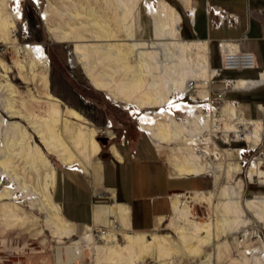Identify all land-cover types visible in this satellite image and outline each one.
<instances>
[{
	"label": "bare ground",
	"instance_id": "obj_1",
	"mask_svg": "<svg viewBox=\"0 0 264 264\" xmlns=\"http://www.w3.org/2000/svg\"><path fill=\"white\" fill-rule=\"evenodd\" d=\"M141 1L107 0L108 7H104L101 12L88 5H83V11L76 7L74 11L67 12L71 19L61 24L52 22L51 10L57 12L61 19L66 14L50 2L44 13L46 29L60 43L74 40L76 58L82 62L86 74L93 78L95 89L109 91L111 97L135 104L134 112L140 114L141 130L149 134L161 155H164L167 148L174 152V156H165L172 168L171 175L202 176L214 173L216 168L231 176L232 172L242 167L241 161L232 157V150L221 148V152L215 153L214 162H210L207 156L203 159L199 150L205 152V155H214L208 143L212 142L216 146L214 137L220 131L224 132L227 141L231 132L237 136L244 133L248 145L258 146L264 141L262 121L253 117L246 119L244 105L238 107L236 103L226 102L222 106L223 113L215 115L212 113L217 112L216 107L203 112L199 105H187L182 102L183 99L178 101L175 95L183 96L186 93L188 79L208 85L215 71L210 64L208 42L185 41L181 36V15L166 0H158V6L146 3L151 37H144ZM9 2L20 3L21 0H0V42L11 46L15 62L26 73L27 65L20 58L23 50L33 53L38 59H47V53L42 45L22 46L17 43L12 29L16 27L15 20L22 16L20 10L8 14ZM0 62L1 68L8 72L6 63ZM35 64L33 62L32 66ZM41 76L42 91L50 105V110L45 111V114L30 111L22 93L8 79L7 74L0 76V106L13 119L5 121L0 115V220L10 224L27 217L26 209L12 201L17 198L18 192H22L31 200L32 209L46 215L45 219L55 238L65 244L63 240H71L78 234V228L65 218L59 203L54 201L55 167L43 147L33 139L35 135L50 154H55L59 161L67 165H73L78 161V153L67 142L64 133L71 129L72 119L81 121L85 116L67 106V118H62L64 110L60 100L49 91V76L46 73ZM231 85L232 88L244 90L264 85V71L258 79H239ZM172 97L176 99L171 103L173 107L178 110L182 108L184 112L179 110L172 114L168 111L166 105ZM32 99L40 101L35 96ZM160 107L163 109L156 117L145 112L142 114L143 109ZM180 112L186 114V119L177 117ZM95 133V129L80 132L84 144L82 148L88 159L101 150ZM201 145H206L205 149ZM111 149L121 158L114 146ZM15 158L25 161L23 173L18 171ZM27 172L37 175V186L27 180ZM250 176V180L258 177L259 183L264 184L261 161H254ZM2 177L8 179V186L2 184ZM220 184L216 180L215 186ZM207 193L209 197L200 190L173 195V214L175 217H183L187 224V227L178 229L181 242L171 240L168 233L151 231L125 234L127 242L122 245L118 237L119 227L102 233L99 240L94 228L86 227L80 239L61 247L58 255L64 264H84L87 259L96 264H137L138 260L145 264L148 255L152 256L155 264H167L175 250L200 257L203 246L215 243L220 235L228 232L238 234L254 219L264 225V195L244 199L234 185H222L220 189L207 190ZM208 198L213 210L209 211L205 220H199L194 215L192 203L202 204ZM243 253L241 264H264L261 254L249 256V251ZM207 262L203 261L202 264Z\"/></svg>",
	"mask_w": 264,
	"mask_h": 264
},
{
	"label": "rangeland",
	"instance_id": "obj_2",
	"mask_svg": "<svg viewBox=\"0 0 264 264\" xmlns=\"http://www.w3.org/2000/svg\"><path fill=\"white\" fill-rule=\"evenodd\" d=\"M166 1L176 7L174 5L176 2L175 0ZM50 2H53L63 14H66L64 18L61 19L57 12L51 10V20L52 22H56L58 24H61L67 19H71L67 12L74 11L76 7L83 11V5H88L93 10H99L100 12L104 7H108L107 0H21V6L18 9L13 7L14 2H9V6L7 8L8 14L12 15L13 12H18V10H20L22 16V19L15 18L16 27L12 29V35L17 40V43L22 46L25 44L42 45L47 53V59H38L33 53H28V51L23 50L20 53V58L27 65V72L24 73L14 60V52L11 46L8 43H5L8 50L4 57L0 58V61L6 63L9 71L6 72L3 70L0 62V76L2 77L7 74L8 79L13 83L17 90L22 93V97L26 100V106L28 109L35 113L38 112L39 114H45L50 110V105L42 91L41 75L46 73L49 76V91L59 98V103L64 110V114L62 112L61 117L67 118V106L75 108L83 114V116H85L81 121L69 117L72 119L73 123L71 124V129L64 133L67 142L73 149H75V151H77L79 161L80 157L88 159L84 148H82L84 147V144L82 141L83 139L80 136L81 131L86 130L87 132L91 129H95L96 140L101 145V149L104 150L103 152H106L111 143L113 144H111L110 148L116 144L114 142L119 141L117 139H119L120 136H124V134H126L128 138L133 136L135 137L138 126L141 130V124L139 121L140 114L138 113L136 115L134 113L135 104H127L126 102H122L120 99L113 98L111 97L109 91L95 89L92 85L93 78L86 74L83 64H81L82 62L76 58L74 53V40L60 43L46 29L44 13ZM146 3L147 5L153 4L158 6V0L141 1V10L143 12L142 24L144 27L143 36L149 38L151 37V27L150 19L146 11ZM74 18L78 21V18ZM184 22L185 18L183 16L182 23ZM33 62L36 63L35 66H32ZM256 71V69L243 71L234 70L229 71L228 73L232 75L236 74L237 77H241L238 76L241 73L250 74L256 78ZM224 75L225 73L221 75V77H225ZM195 84L197 86L198 95L204 98L208 93L209 86L206 83L196 82ZM246 93L255 94L251 100L252 109L250 110L249 115H252L251 117L253 118H259L264 125V85L251 89L248 92L246 91ZM32 96L37 97L40 101H34ZM226 101H232L231 103H236L238 107H243V105L238 104L242 102H236L234 100L224 98L220 107L217 108V112L212 114H222V106ZM259 105L262 107L260 108ZM162 109L163 107H160L159 109H143L142 114L145 112L155 116L158 115ZM0 115L5 121L13 120L7 113L5 114L3 112L1 106ZM249 115L244 114V117L249 119L251 118ZM177 117L180 119H186V114L183 115L180 112L177 113ZM111 122L112 125H110ZM24 124L27 125V122H24ZM28 129L32 132L30 128ZM114 133L117 134L118 137L113 138L115 136ZM221 133L223 134V138L225 140L226 135L223 131H220L219 135H221ZM98 135H108L110 138L109 143L103 144L98 138ZM207 135L210 136V133L207 132ZM34 137L33 141L39 143L41 147H43L44 152H46L49 156L52 164L56 167L57 172V166H59L61 162L55 154H50L47 150H45L44 145L38 137L35 135ZM112 140L113 142H111ZM214 141L217 144L216 146L212 142L208 143V146L212 149L211 152L214 155H205V152L199 150L203 159L207 156V159L210 162H214L216 152H221V148L230 149L233 152L232 157L235 160L241 161L242 167L239 171L232 172L231 176H228L225 171H220L216 168L214 173L204 174L203 178H208L211 182L210 186L207 188L220 189V186L222 185H234L237 191L242 194L244 199H250L260 194L264 195V184L259 183V178L257 177L256 180H250V178L252 179V176H250L252 164L255 160L261 161L260 157L257 156V153L261 150L264 151V145L262 144L263 141L258 146L251 144V147H257L258 150L256 149L255 151L246 152L241 157L238 154V147L246 145L245 141L239 140L236 142L231 141L229 143H224L223 141H219V139L216 141L215 138ZM174 146L175 145L173 144L172 147ZM205 146L206 145H201L204 149ZM217 147H219V149ZM166 155L174 156V152L170 148H167L164 155L162 154L164 160ZM262 160V168L264 169V159ZM14 163L18 165V171L23 173L25 161L21 158H15ZM166 163L169 164L167 161ZM43 177L44 176L42 174V180ZM27 180L37 186V175H35V173L27 172ZM216 180H218L221 184L215 186ZM205 181L200 179L182 180L178 182L177 188L202 186L207 184V181ZM2 184L4 186H8V179L2 177ZM204 192L207 197L210 196L207 191ZM17 194V198L12 201L19 204L22 208H25L28 215L25 219L17 223L8 224L0 220V256L4 259L6 264H41L43 262L46 264H64L63 260L60 259L58 255L60 248L64 245H70L74 240L80 239L83 235V233L80 234L82 229H79L78 234H76V236H74L71 240L64 239L63 241L65 244L60 243L53 235V230L49 227V224L45 219L46 215L39 212L37 209H32L30 207L31 200L25 197L22 192H18ZM192 209L194 210V215L199 220H205L209 211L212 212L213 210L212 203L209 201V198L207 201L202 202V204L200 202L192 203ZM185 227H187V224L184 218L179 216L175 217V215L172 214L170 220H166L162 224L158 233H168L171 240L181 242L182 238L178 234V229ZM118 237L119 242L122 245H125L127 242L126 237L122 235H118ZM99 242L101 244L104 243V241ZM244 251H249V253H251L249 256L258 253L264 258V225L255 219L238 234L228 232L227 234L220 235L219 239L216 240L215 243L204 245L201 253L202 256L200 257H193L183 250L173 251L171 253L172 258L168 260L167 264H202L203 261H208L207 264H241L242 259L244 258ZM136 263L143 264L139 260ZM84 264L96 263L87 259ZM145 264H155L152 256L148 255L145 259Z\"/></svg>",
	"mask_w": 264,
	"mask_h": 264
},
{
	"label": "crops",
	"instance_id": "obj_3",
	"mask_svg": "<svg viewBox=\"0 0 264 264\" xmlns=\"http://www.w3.org/2000/svg\"><path fill=\"white\" fill-rule=\"evenodd\" d=\"M175 1V8L181 15V36L185 41L208 42L212 68L219 65L220 45L226 42L239 49L252 50L257 57L256 73H260L256 78L242 73L238 75L241 77H237L225 71L224 76L231 78V83L260 77L264 71V0ZM257 87L249 90L234 87L225 91L224 98L242 102L238 104L244 105L245 113L249 115L255 94L246 91ZM145 133L138 126L135 137L128 138L124 134L117 139L118 142H114L121 158L110 148L111 143L106 152L101 149L90 159L80 157L79 161L76 160L74 164L79 169L61 161L59 166L56 165L57 172L54 166V201L59 203L65 218L75 223L78 232L82 229L80 234L85 232L86 227L108 224L109 214L119 219L118 235L158 231L173 214L174 194L209 189L207 187L211 182L203 178L204 175H171V166L163 159L149 134ZM116 137L115 134L113 138ZM191 179L206 180L207 184L192 186L196 188H177L179 181ZM101 189H110L116 200L101 202L95 196Z\"/></svg>",
	"mask_w": 264,
	"mask_h": 264
},
{
	"label": "built area",
	"instance_id": "obj_4",
	"mask_svg": "<svg viewBox=\"0 0 264 264\" xmlns=\"http://www.w3.org/2000/svg\"><path fill=\"white\" fill-rule=\"evenodd\" d=\"M21 6V3H14L13 7L15 9H18ZM217 11V10H216ZM215 11V12H216ZM222 44V43H220ZM230 43H224L223 45H220V63L217 67L214 68V73L209 79V90L207 95H205L204 98L200 97L197 94V86L196 81L192 78L188 79L186 87L187 91L183 96H179L178 94L175 95L177 100H182L187 105H192L196 103L197 105L201 106V110L204 112V110L208 111L210 107L219 108L221 102L223 101L225 97V91L232 88V85H230L232 79L221 77V75L224 74L225 71H243V70H249V69H256L257 68V57L256 54L252 50H243L239 49L238 47H234L231 45H228ZM8 48L6 47L5 42H0V58L4 57L5 53L7 52ZM260 71H258V74ZM257 74V75H258ZM175 97L171 98V102L166 105V108L169 112L174 114V111L184 112L182 108L176 109L173 107L171 103L174 102ZM196 105V106H197ZM136 115L138 113L134 112ZM112 125V122L111 124ZM240 131V130H239ZM242 132V131H240ZM220 132L214 137L215 140L219 139V141H223L224 143H229L231 141L236 142L239 140H244V133H239V136L231 132L229 141H225L223 138V134L219 135ZM115 135V133H114ZM246 145H242L239 148V155L240 157L245 154L246 152L255 151L258 148L248 146V142L245 141ZM257 156L260 157L262 163L264 159V151H258ZM73 168L79 169V166L77 164L72 165ZM95 196L98 199H101V202L111 203L114 200H116V196H113V192L110 189H101L100 191L95 193ZM109 223L102 224L99 227H94L93 231L96 234L97 239L99 240L102 236V233L109 232L110 230H116L117 227H119V219L114 214H109ZM0 264H6L4 259L0 256Z\"/></svg>",
	"mask_w": 264,
	"mask_h": 264
},
{
	"label": "water",
	"instance_id": "obj_5",
	"mask_svg": "<svg viewBox=\"0 0 264 264\" xmlns=\"http://www.w3.org/2000/svg\"><path fill=\"white\" fill-rule=\"evenodd\" d=\"M98 138L102 140L104 143H107L109 141L108 135H98Z\"/></svg>",
	"mask_w": 264,
	"mask_h": 264
},
{
	"label": "trees",
	"instance_id": "obj_6",
	"mask_svg": "<svg viewBox=\"0 0 264 264\" xmlns=\"http://www.w3.org/2000/svg\"><path fill=\"white\" fill-rule=\"evenodd\" d=\"M117 135V134H116ZM118 136V135H117ZM113 139V138H112ZM102 141V140H101ZM109 141H110V138H109ZM109 141L107 142V143H109ZM111 142H113V140L111 141ZM102 143L103 144H107V143H104L103 141H102Z\"/></svg>",
	"mask_w": 264,
	"mask_h": 264
}]
</instances>
